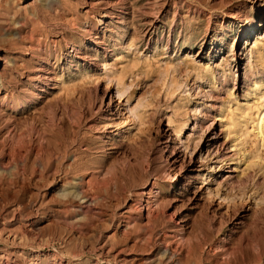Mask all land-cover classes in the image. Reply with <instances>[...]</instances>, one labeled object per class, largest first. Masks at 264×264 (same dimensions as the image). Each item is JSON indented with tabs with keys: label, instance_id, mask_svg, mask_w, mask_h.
Returning a JSON list of instances; mask_svg holds the SVG:
<instances>
[{
	"label": "rangeland",
	"instance_id": "obj_1",
	"mask_svg": "<svg viewBox=\"0 0 264 264\" xmlns=\"http://www.w3.org/2000/svg\"><path fill=\"white\" fill-rule=\"evenodd\" d=\"M13 12L58 53L13 130L82 161L29 172L0 156V264H264V0H0ZM17 57L21 88L35 69ZM80 184L98 213L77 211Z\"/></svg>",
	"mask_w": 264,
	"mask_h": 264
},
{
	"label": "bare ground",
	"instance_id": "obj_2",
	"mask_svg": "<svg viewBox=\"0 0 264 264\" xmlns=\"http://www.w3.org/2000/svg\"><path fill=\"white\" fill-rule=\"evenodd\" d=\"M95 2V1H94ZM92 6V5H91ZM65 7V6H64ZM114 9V8H113ZM57 10V9H55ZM109 11V10H108ZM39 12V11H38ZM38 12L34 13V16L37 17L38 16ZM1 17H0V27L1 28H7L9 29V31L11 30L12 33L11 36H15L10 37L9 39V44H18L20 47V52L17 53H13V51H11L7 57L4 58V65L6 66V62L8 60L12 61L11 62V67L8 69V74L7 75V80L6 82L2 79L1 75H0V84L3 87L4 90V95L3 97L0 99V116H4L5 115V119L6 121H4L5 125L7 126L5 133L7 134L5 141L1 140V148H0V156L1 159L5 158L6 163H8V165H10V169L11 170H30L29 172H32L31 170H52L54 172V169L57 170H75L78 169L80 167V162L82 161H78L75 157L76 154H73L71 156V162L70 161H66L63 159H56V155L55 158L50 157L51 155L47 154V157L45 156H41L40 155V150L37 148L32 149V147H30L29 145H27L23 138H19L21 136H17L15 134V131L13 130V125H14V119L16 120L17 118H14V114L16 113H21L23 112L28 106L30 105H34L35 103H37L39 97H41V92H42V84L40 83L41 79L43 77L46 78V75L44 74V72L48 71L49 67V60L50 57L57 56V50L53 51L48 47V44L46 42L47 36L45 34H41L40 32H35L33 27L36 23V19L35 22H32V19L29 15L28 16H22L17 12H13V13H1ZM106 14V13H105ZM26 15V14H24ZM40 15V14H39ZM42 16V15H41ZM47 16V15H46ZM45 16V17H46ZM56 17V16H55ZM55 17H53V19H56ZM61 17V16H60ZM39 18V17H38ZM51 18V16H50ZM48 19V18H47ZM59 19V18H58ZM38 20V19H37ZM41 20V18H40ZM32 26H31V23ZM45 21V20H44ZM38 22V21H37ZM79 22V21H78ZM65 25V24H64ZM75 25V24H74ZM78 25V24H77ZM42 26V25H41ZM44 26V25H43ZM84 26V25H83ZM61 29V28H60ZM84 29V28H83ZM249 29H253L252 27V22L249 23ZM88 28L85 29V31L88 32ZM85 33V32H84ZM252 33V32H251ZM87 34V33H86ZM89 34H87L88 36ZM92 35V34H91ZM90 35V36H91ZM97 35V34H96ZM250 35V34H249ZM248 35V36H249ZM41 36V37H40ZM94 36V35H93ZM44 38V40H43ZM50 39V38H49ZM235 40V38L233 39V41ZM43 42V43H42ZM75 43V42H74ZM80 44V43H79ZM15 46V45H14ZM73 46V45H72ZM13 50V49H11ZM16 50V49H15ZM19 50V49H18ZM75 50V48L73 49ZM77 50V48H76ZM9 52V51H8ZM17 52V50H16ZM262 52V51H261ZM76 53V52H75ZM19 55V57L17 56ZM76 55V54H75ZM16 57L20 58L19 60V66L24 68L26 66H28L30 64V66H32L33 69H35V71H30L29 73H26L25 76L23 77L25 79V81H23V84L21 85V88L14 86V82H12L11 78L13 75V72H16L17 70L15 69L17 67V63L16 61ZM86 58V56H84ZM8 59V60H7ZM68 59V58H67ZM83 59V57H82ZM18 60V59H17ZM84 61V60H83ZM18 66V67H19ZM62 69V68H61ZM5 70V69H4ZM7 70V69H6ZM6 70L4 72H6ZM25 70V69H24ZM23 71V70H21ZM3 72V73H4ZM4 75V74H3ZM5 76V75H4ZM52 76V75H51ZM19 77V76H18ZM20 76V78H22ZM48 77V76H47ZM15 79V78H14ZM47 79V78H46ZM55 79V78H54ZM19 80V79H18ZM22 80V79H21ZM51 80V79H50ZM46 81V80H45ZM45 81L43 83H45ZM47 82V81H46ZM5 83V84H3ZM256 84V83H255ZM51 85V84H50ZM54 87V86H53ZM44 90V89H43ZM258 97L260 98V100L262 99L264 101V96L262 94V91L260 89H258ZM104 95L103 98L101 100V102L104 100ZM251 104H254L251 103ZM41 105V104H40ZM37 106V105H36ZM41 107V106H39ZM50 107V106H49ZM39 109V108H38ZM256 109V108H255ZM5 110V113H3ZM35 110V109H33ZM260 111V110H259ZM44 112V111H43ZM260 113V112H259ZM26 114V113H24ZM264 115V114H263ZM263 115H259L258 116V125H257V137H259L262 141L264 139V121H263ZM16 116V115H15ZM21 116V115H20ZM24 117V116H23ZM22 117V118H23ZM14 118V119H13ZM4 119V120H5ZM3 121V120H2ZM19 121V120H18ZM249 121V120H248ZM14 122V123H13ZM13 123V125H12ZM11 124V125H10ZM9 125V127H8ZM11 126L12 130H9ZM254 129V130H255ZM255 133V132H254ZM37 134V133H36ZM41 136V135H40ZM43 136V135H42ZM44 137V136H43ZM37 138H39L37 136ZM238 138V137H237ZM26 139V138H25ZM32 139V138H31ZM45 139V138H44ZM41 141H44L43 139H40ZM28 141V139H27ZM30 141V139H29ZM28 141V142H29ZM39 141V140H38ZM40 142V141H39ZM42 143V142H41ZM40 143V146H43ZM261 143V142H260ZM47 144V143H46ZM37 145V144H36ZM29 146V147H28ZM47 146V145H46ZM45 147V146H44ZM85 147V146H84ZM46 149V148H45ZM50 149V148H48ZM47 150V149H46ZM54 150V149H52ZM51 150V151H52ZM43 151V150H42ZM41 151V152H42ZM45 152V150H44ZM48 152V151H47ZM45 152V153H47ZM56 152V151H55ZM54 152V153H55ZM53 153V152H51ZM53 153V155H54ZM56 154V153H55ZM80 155V154H79ZM84 155V154H83ZM103 155V154H102ZM100 156L99 158V164H98V170H105L106 167L104 168L105 165L102 164L101 161H103L104 156ZM64 157H66L65 155H62ZM81 156V155H80ZM43 157V158H42ZM60 158V157H58ZM68 158V157H67ZM56 159L57 164L55 165L54 168H52L53 166V160ZM2 161H0V164H2ZM170 164L174 167L175 166V158L171 157L170 159ZM5 163V164H6ZM55 164V163H54ZM7 165V164H6ZM109 168V167H108ZM87 169V168H86ZM85 169V170H86ZM10 170V171H11ZM80 170V169H79ZM83 171V168L81 169ZM80 170V171H81ZM88 170V169H87ZM108 170V169H107ZM26 171V172H27ZM110 171V170H109ZM19 172V171H18ZM21 172V171H20ZM35 172V171H34ZM49 172V171H48ZM51 172V171H50ZM71 172V171H69ZM73 172V171H72ZM106 172V171H104ZM175 173V172H174ZM80 183V182H78ZM154 187V190H153ZM64 188V187H63ZM162 191V189L160 187H158L157 184L153 183L151 188L148 189V191H150V195L149 199H147V201L143 200L144 202L140 204V208L143 207V205H145L147 207V212L148 209H150L148 207V203L149 200L150 202L154 203V202H159V199L157 197V194L159 191ZM154 191V192H152ZM143 193V192H141ZM145 193V192H144ZM71 195H73L72 197H75L79 200L80 202V206L78 207V212H89V214L98 213V211L96 210V208L93 206V203L97 202H93L94 201V196H90L84 193L83 191V187L82 185H77V187H75V190L73 192L70 193ZM98 197V196H97ZM138 199V198H137ZM158 199V200H157ZM157 200V201H156ZM161 202V200H160ZM159 202V203H160ZM136 203V202H135ZM156 203V204H157ZM151 204V203H150ZM139 205V204H138ZM137 205V206H138ZM152 206V205H151ZM159 206V205H158ZM161 206V205H160ZM145 208V207H144ZM158 208V207H157ZM159 209V208H158ZM142 210V209H141ZM152 210V209H151ZM157 210V209H155ZM140 212V211H139ZM150 213V212H149ZM63 215L59 214V218L62 221H66V222H70V218H68L66 215V211L64 213H62ZM83 215V214H81ZM142 215V214H141ZM141 215L139 216V218L141 217ZM153 217V216H152ZM142 218V217H141ZM147 219V218H146ZM150 220V219H149ZM148 222V221H147ZM139 223V222H138ZM141 223V222H140ZM180 229L182 228V224H179ZM2 258V257H1ZM0 258V259H1ZM213 263V262H212Z\"/></svg>",
	"mask_w": 264,
	"mask_h": 264
}]
</instances>
